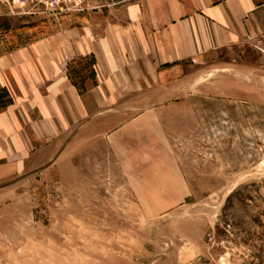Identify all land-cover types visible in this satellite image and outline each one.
Returning <instances> with one entry per match:
<instances>
[{
  "label": "rangeland",
  "instance_id": "1",
  "mask_svg": "<svg viewBox=\"0 0 264 264\" xmlns=\"http://www.w3.org/2000/svg\"><path fill=\"white\" fill-rule=\"evenodd\" d=\"M131 1L0 0V53L116 21ZM253 64L193 65L196 83L135 91L72 127L53 158L7 172L0 264H264V62Z\"/></svg>",
  "mask_w": 264,
  "mask_h": 264
},
{
  "label": "crops",
  "instance_id": "2",
  "mask_svg": "<svg viewBox=\"0 0 264 264\" xmlns=\"http://www.w3.org/2000/svg\"><path fill=\"white\" fill-rule=\"evenodd\" d=\"M117 19L0 53V93L9 96L0 104V181L37 165L40 152L53 158L72 127L133 92L196 83L193 65L253 55L262 70L264 0H134Z\"/></svg>",
  "mask_w": 264,
  "mask_h": 264
}]
</instances>
